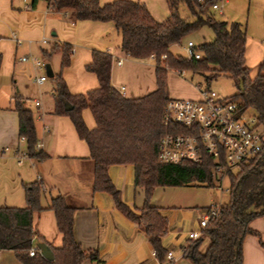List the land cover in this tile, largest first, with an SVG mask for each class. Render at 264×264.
Masks as SVG:
<instances>
[{"label": "trees", "instance_id": "obj_1", "mask_svg": "<svg viewBox=\"0 0 264 264\" xmlns=\"http://www.w3.org/2000/svg\"><path fill=\"white\" fill-rule=\"evenodd\" d=\"M38 0H30L32 8ZM168 13L164 20L156 21L143 3L131 0H113L102 5L98 0H49L54 11L68 10L74 20L110 21L120 34L119 48L131 58L143 59L153 55L155 87L139 97H123L109 83L111 55L92 50L85 69L92 72L97 87L83 94L72 95L60 75L53 76L51 90L53 113L67 115L89 151L92 161V190L108 192L114 205L144 230L153 253L160 264L165 248L160 236L166 228L165 218L148 198L154 186L203 185L216 186L212 161L203 155L198 162H162L156 158V142L162 133L161 116L166 94V73L180 74L188 71L198 75L207 85L219 75H227L235 87L229 96L240 104L241 109L255 112L258 124L264 128V60L258 64L257 73L249 75L244 61L245 31L237 21L215 20L210 9L211 1L164 0ZM183 4L191 17L179 15L177 8ZM213 32L209 42L194 44L199 58H186L171 53L170 46L181 44L183 38L201 26ZM71 47L68 43H54L44 56L60 54V68L68 65ZM164 55L161 59L160 56ZM1 60V56H0ZM199 87V84H195ZM68 103L71 108L64 109ZM88 108L94 120L93 128H86L80 111ZM13 110L17 116V134L24 140V153L42 158L46 154L34 147L36 141L32 114L23 102L15 97ZM110 163H131L133 181L142 187L144 200L136 213L124 204L118 190L110 181L106 167ZM228 179L226 201L220 202L215 215L210 216L201 235L188 240L181 256L193 264H241L240 243L246 233L257 236L249 226L252 218L264 214V148L248 162L240 164L236 171L224 168ZM43 189L40 179L22 183L24 204L0 205V249L12 250L24 264H81L86 257L93 264H101L91 252L80 247L72 234L74 207L63 195L51 196L46 205L54 215L55 226L61 235L59 246H52L35 235L31 223L32 212L42 209L39 197ZM202 236L208 238L204 250H199ZM48 244L52 258L46 259L34 251L28 254L33 239Z\"/></svg>", "mask_w": 264, "mask_h": 264}, {"label": "crops", "instance_id": "obj_2", "mask_svg": "<svg viewBox=\"0 0 264 264\" xmlns=\"http://www.w3.org/2000/svg\"><path fill=\"white\" fill-rule=\"evenodd\" d=\"M38 1L32 8L27 7L30 4L27 0L15 5L12 0H4L3 5H0L5 14H12L15 18L13 27L8 26V32L0 31V205H23L22 183L40 179L43 184L39 197L42 209L32 212L31 223L35 235L43 241L52 246L61 243L53 212L46 207L51 196L61 194L74 207V239L82 249L94 254L101 264H160L142 227L114 205L108 192L92 190V161L88 147L77 135L67 115L52 112L54 105L51 99L31 100L36 142L40 144L37 149L46 156L37 158L24 153V140H20L17 134V116L13 110L14 98L18 97L23 102V97L14 93V81L8 83L2 79L7 75L12 80L16 79L14 66L19 45L23 44L29 52L32 43L42 50L41 44L46 42H64L71 47L69 61L58 73L70 94H83L97 87L95 75L87 71L85 65L90 61L91 51L98 50L111 55L110 86L123 97H139L153 90L155 84H134L132 73L143 60L151 58L134 59L122 52L119 48L120 34L110 21H72L68 10H49L45 1L40 0L41 4ZM111 1L98 0V4ZM131 1L143 3L156 21L164 20L168 13L164 0ZM219 5L217 11L222 18L226 16L224 21H237L244 26V61L247 40L256 43L257 59L264 60V0H220ZM14 38L23 40L19 39L21 43L16 44ZM6 41L11 42L8 51L5 48ZM117 59L120 60L119 64L116 63ZM50 70L53 77L56 72L51 67ZM165 81L169 98L199 97L198 87L195 86L199 82L191 83L171 70L166 73ZM35 100L38 101L37 106L33 103ZM80 116L86 128L94 127L88 108H83ZM20 153L22 155L18 161L17 155ZM106 173L118 190L121 201L138 213L144 194L142 187L134 184L133 165L110 163ZM191 189V185H158L150 192L149 203L157 206L166 222V228L160 236V243L165 250H172L171 261L165 254L163 256L166 264H193L181 256V248L188 241L186 232L197 227L198 216L204 207L213 204H197L189 195ZM249 226L258 232L264 243V214L252 218ZM202 238L200 251L204 250L208 242L206 236ZM37 241L33 239L34 244ZM240 251L241 264H264V248L256 235L246 233L240 243ZM0 264L24 263L14 256L12 250L0 249ZM81 264H93V261L86 257Z\"/></svg>", "mask_w": 264, "mask_h": 264}, {"label": "built area", "instance_id": "obj_3", "mask_svg": "<svg viewBox=\"0 0 264 264\" xmlns=\"http://www.w3.org/2000/svg\"><path fill=\"white\" fill-rule=\"evenodd\" d=\"M47 9L51 10L49 0H43ZM211 1L210 9L219 10L220 0ZM16 44L20 40L14 38ZM194 43L187 41L185 45L186 58H199V52L193 49ZM153 59V55L149 56ZM161 59L164 55L160 56ZM20 61L29 60L37 69L44 64L31 56H21ZM117 64L120 60L117 59ZM46 77L40 75L35 82L40 84ZM122 89V87H121ZM198 98H168L162 108V133L156 142V158L162 162H181L184 160L198 162L203 155L212 161L211 169L215 174V182L220 184L225 175L224 168L232 170L240 164L248 162L264 148V131L255 115H244L237 100L228 97H218L208 88L198 87ZM38 105V101H33ZM23 140L22 136H19ZM39 143L35 141L37 149ZM22 153V152H21ZM18 154V161L20 156ZM218 187H221L218 185ZM219 202L204 207L198 216L197 227L186 232V239L192 240L201 235L210 216L217 212ZM183 249V246L181 250ZM38 248L33 243L28 254L31 255ZM165 256L171 261L172 250L165 251ZM99 264V263H97Z\"/></svg>", "mask_w": 264, "mask_h": 264}, {"label": "rangeland", "instance_id": "obj_4", "mask_svg": "<svg viewBox=\"0 0 264 264\" xmlns=\"http://www.w3.org/2000/svg\"><path fill=\"white\" fill-rule=\"evenodd\" d=\"M21 0H12L13 5L19 3ZM4 0H0V5H3ZM29 3L30 0H27ZM41 4V1H38ZM21 5V4H20ZM29 5V4H28ZM27 5V7H28ZM177 11L180 16L186 17L188 19H191L189 12L187 8L183 4H179ZM212 16L215 20H223L221 15H219L217 10H212ZM163 18V17H162ZM15 18L12 17V14L7 15L4 13L3 7L0 8V31L1 32H8L9 25L13 27V20ZM163 20V19H162ZM213 38V32L212 30L204 25L199 27L197 30L189 33L186 35L183 40L181 41V44L172 45L170 47L171 53L175 55H180L182 57H186L185 53V45L187 41H192L195 45L200 42H209ZM21 39V38H19ZM23 40V39H21ZM21 43V42H20ZM43 47V50L49 51V49L52 47L51 43H44L41 44ZM25 46L19 45L18 51L15 56V77L16 79H13L11 77L3 76V81L8 83L10 81L13 82V91L18 96L23 97V105L30 111L34 112V108L31 104V100L36 98H40L43 101H47L48 99H53L51 95V90L54 85L53 77H48L45 73V68H35L32 66V63L27 61H20L19 58L21 56H31L35 58L36 60L42 62L43 64L48 63L50 67L52 68L53 72L58 73L62 68H60V54L59 53H51V57L44 56L41 53V50L37 47L36 43L31 44L30 51L25 50ZM5 48L8 51L9 48H11V42L6 41L5 42ZM258 56V50L256 47V43H253L251 40H247L246 50H245V64L249 67V75L254 76L257 73L258 70V64L263 60L261 58L257 59ZM18 59V60H17ZM33 67V68H32ZM154 63L152 59L143 60L142 64H138L134 68V72L132 73L133 82L134 84L140 83V84H154V73H153ZM264 73V67L261 71ZM44 75L46 77V81L42 83L41 85H38L35 82V78ZM181 77L183 79H186L187 81H190L191 83L199 82V87L205 88V84L202 81V78L198 75L191 74L188 71H182L180 73ZM207 88L213 91L218 97H228L233 94H235L236 90L233 85V81L227 76V75H219L215 79H213L208 85ZM50 93V94H49ZM244 115H255V112L247 108L244 111ZM261 131H264V128L259 127L258 128ZM237 168H233L232 171H236ZM216 186L208 187L203 185H191L192 189L189 190V195L192 199L196 200V203L201 205L203 203H220L227 200L228 192H227V186H228V179L226 176H223L220 184L218 182L215 183ZM220 185L221 187H218ZM202 207V206H201ZM200 207V208H201ZM204 238H202L203 240ZM201 240V241H202Z\"/></svg>", "mask_w": 264, "mask_h": 264}, {"label": "water", "instance_id": "obj_5", "mask_svg": "<svg viewBox=\"0 0 264 264\" xmlns=\"http://www.w3.org/2000/svg\"><path fill=\"white\" fill-rule=\"evenodd\" d=\"M44 68H45V73L48 77H52V72L50 70V67L48 65V63L44 64ZM71 106L68 104V103H65L64 104V109L65 110H68L70 109ZM36 247L38 248V252L41 256H43L44 258L46 259H51L52 258V253H51V250L48 246V244H46L45 242L43 241H37L35 243Z\"/></svg>", "mask_w": 264, "mask_h": 264}]
</instances>
